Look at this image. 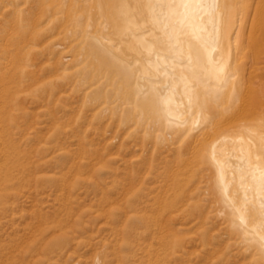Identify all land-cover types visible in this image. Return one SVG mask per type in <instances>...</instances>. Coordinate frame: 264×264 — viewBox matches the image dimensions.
I'll return each mask as SVG.
<instances>
[{
    "label": "bare ground",
    "instance_id": "1",
    "mask_svg": "<svg viewBox=\"0 0 264 264\" xmlns=\"http://www.w3.org/2000/svg\"><path fill=\"white\" fill-rule=\"evenodd\" d=\"M2 39L49 131L109 130L130 182L151 181L159 264H193L192 244L206 264H264V0H0ZM9 73L3 115L27 86Z\"/></svg>",
    "mask_w": 264,
    "mask_h": 264
},
{
    "label": "rangeland",
    "instance_id": "2",
    "mask_svg": "<svg viewBox=\"0 0 264 264\" xmlns=\"http://www.w3.org/2000/svg\"><path fill=\"white\" fill-rule=\"evenodd\" d=\"M7 40L0 41V66L5 67L0 73L13 70L12 76L8 74L15 80L10 88L25 82L27 86L17 95L21 101H8V111L0 114V134L7 131L10 155L4 164L0 154V264H159L155 200L147 196L151 181L143 180L145 173L138 171L137 179L130 182L133 170L119 161L123 155L119 142L109 148L113 140L109 130L92 124L78 136L49 131L47 102L41 94L30 96L26 52L19 59L21 55L13 50L15 41ZM7 61L14 64L7 66ZM0 106H4L1 101ZM76 141L85 144L78 147ZM218 224L213 233L221 228ZM126 230L131 231V246ZM196 235L191 232L186 237ZM222 243L215 247L222 248L220 254L226 251V242ZM188 247L193 264H206L195 258L199 245Z\"/></svg>",
    "mask_w": 264,
    "mask_h": 264
}]
</instances>
